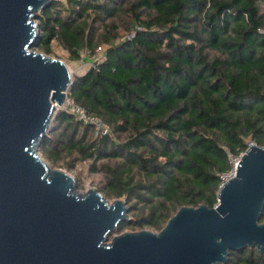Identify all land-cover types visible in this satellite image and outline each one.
Listing matches in <instances>:
<instances>
[{
    "label": "trees",
    "instance_id": "trees-1",
    "mask_svg": "<svg viewBox=\"0 0 264 264\" xmlns=\"http://www.w3.org/2000/svg\"><path fill=\"white\" fill-rule=\"evenodd\" d=\"M38 19L46 54L54 41L74 62L103 50L71 97L113 135L61 111L41 150L55 167L90 163L108 199L126 198L135 219L120 231L215 207L229 154L264 147V0H58ZM227 264H264V250Z\"/></svg>",
    "mask_w": 264,
    "mask_h": 264
},
{
    "label": "water",
    "instance_id": "water-1",
    "mask_svg": "<svg viewBox=\"0 0 264 264\" xmlns=\"http://www.w3.org/2000/svg\"><path fill=\"white\" fill-rule=\"evenodd\" d=\"M55 1L0 0V264H227L231 252H262L264 147L240 157L215 207H183L160 232L120 235L127 201L80 194L40 155L74 82L64 61L32 51Z\"/></svg>",
    "mask_w": 264,
    "mask_h": 264
},
{
    "label": "rangeland",
    "instance_id": "rangeland-1",
    "mask_svg": "<svg viewBox=\"0 0 264 264\" xmlns=\"http://www.w3.org/2000/svg\"><path fill=\"white\" fill-rule=\"evenodd\" d=\"M37 21L39 22V19ZM52 50H53L52 54H46L43 50L35 47V45L32 48V51H34V52L43 53V54H46L48 56L55 57V58H58V59H61L62 61H64L71 71L73 80L75 77L86 73L94 64V60L91 59L89 56H87L86 53H82L80 61H78V62L71 61L69 53L67 52V50H65L64 47H62L57 41H54L52 43ZM101 55L103 57V51H102ZM50 135H51V132H49L47 137H49ZM249 144H250V142H249ZM39 153L47 162H49V164H51V166L54 169L62 170L64 172L68 173L69 175L73 176L77 181V189L76 190L80 194H85L91 188H96L101 192L103 178L101 175H91L90 163H79L76 165V167L74 169H68V168H64L62 166L55 167V166H53L51 161L48 160V158H45V156L42 154V150H40ZM230 159H231L232 165L234 166L238 159L234 158L233 156ZM101 193L104 195L103 192H101ZM121 199L126 200L125 197H123ZM108 200L110 203H113L117 199H108ZM129 218L131 221L133 219H135L134 215H131L130 213H129ZM145 230L157 232L156 230H152V229H145ZM138 231H142V230H136L135 228H133L131 226H127L122 231L117 229V231H115L113 233V235H120V234H123L125 232H138ZM112 236H111V238H112Z\"/></svg>",
    "mask_w": 264,
    "mask_h": 264
},
{
    "label": "built area",
    "instance_id": "built-area-1",
    "mask_svg": "<svg viewBox=\"0 0 264 264\" xmlns=\"http://www.w3.org/2000/svg\"><path fill=\"white\" fill-rule=\"evenodd\" d=\"M102 51H103L102 48H99L97 50V55L93 58L94 62L97 63L103 60V57L101 55ZM62 111H65L68 114L72 115L73 117H75L77 121H79L83 125L91 126L94 129L96 136L98 137L103 138V137H110L113 135L109 125L101 117L89 114L84 107L77 104L75 100L71 97V93H68L66 95V99L62 107ZM252 146H256V144L250 143L249 148ZM229 157L231 158L232 155L229 154ZM236 159H238L237 160V164H238L240 158H236ZM236 168H237V165L233 166L231 173L220 176L222 180L220 188L225 183H227L231 177H233V174L236 173Z\"/></svg>",
    "mask_w": 264,
    "mask_h": 264
},
{
    "label": "bare ground",
    "instance_id": "bare-ground-1",
    "mask_svg": "<svg viewBox=\"0 0 264 264\" xmlns=\"http://www.w3.org/2000/svg\"><path fill=\"white\" fill-rule=\"evenodd\" d=\"M236 165H238V164H237V162L235 163V165H234V166H236ZM234 175H235V173L233 174V176H234Z\"/></svg>",
    "mask_w": 264,
    "mask_h": 264
}]
</instances>
